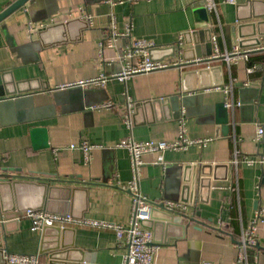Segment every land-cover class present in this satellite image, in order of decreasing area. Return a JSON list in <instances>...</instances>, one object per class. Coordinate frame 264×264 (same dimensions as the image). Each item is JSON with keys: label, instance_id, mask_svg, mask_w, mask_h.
<instances>
[{"label": "crops", "instance_id": "obj_1", "mask_svg": "<svg viewBox=\"0 0 264 264\" xmlns=\"http://www.w3.org/2000/svg\"><path fill=\"white\" fill-rule=\"evenodd\" d=\"M12 1L0 0V10ZM199 1L47 0L31 6L26 2L7 14L0 21V84L10 92L0 100V181L44 183L42 203L51 211L125 224L130 195L117 182L128 180L131 172L127 152L114 143L127 135L141 141L174 140L177 117L166 97L177 94L185 135L210 139L145 152L137 186L149 199L179 201L183 174L197 178L201 169L211 186L196 188L192 203L182 201L183 213L191 219L169 225L150 220L148 228L158 243L151 264H233L241 227L264 206V164L239 162L237 192L227 188L233 146L240 156L264 150V143L254 138L255 126L264 127V50L248 51L245 60L209 57L234 45L240 50L261 45L264 1L214 0L217 15L208 13L207 26L198 33L193 8ZM112 20L116 31L127 26L128 33L100 52L97 42ZM251 27L258 40L254 45L250 37L239 36ZM213 33L215 44L210 42ZM132 38L172 45V54L160 49L151 56L177 65L117 79L111 74L121 69L118 56ZM99 73L107 75L101 85L74 83ZM223 85L230 86L234 103L226 135L212 115L213 103L226 101ZM126 99L133 101L128 111ZM104 100H111L112 107L90 108ZM83 139L95 144L87 162L75 145ZM2 188V205L7 206L12 192ZM29 225L21 215L3 220L0 209V264H14L2 258V249L36 252V264H119L122 258L124 247L111 229L65 226L51 250L49 239L56 232L48 228L41 233ZM254 234L261 246L248 249L249 260L264 264V220L256 223Z\"/></svg>", "mask_w": 264, "mask_h": 264}, {"label": "built area", "instance_id": "obj_2", "mask_svg": "<svg viewBox=\"0 0 264 264\" xmlns=\"http://www.w3.org/2000/svg\"><path fill=\"white\" fill-rule=\"evenodd\" d=\"M122 1V0H118ZM134 1V0H130ZM224 2H234L235 0H223ZM202 6L207 13L213 11L217 15L215 9L214 0H202ZM88 18V15H85ZM107 35L97 42V48L101 52L103 47L112 46L115 39L121 35L128 33V27H124V32H118L114 29V21L112 20L107 29ZM216 35L213 33L210 36V42L215 44ZM153 46L152 41L146 38H132L128 40L122 47V50L118 56L121 69L111 74L119 80L125 79L127 76L135 73H143L146 71L159 70L160 68H165L168 66H176L177 62L173 60L166 59H152L148 55V49ZM255 49L264 50V40L261 45L255 47H248L247 49L240 50L239 47L234 45L229 51L220 53L216 51L212 53V56L221 55L225 61L229 58L240 57L246 59L247 52ZM206 67H209L206 64ZM248 69V68H247ZM107 79V75L99 73L97 75L91 76V78L80 79L74 81L76 84L87 85L95 84L101 85ZM69 83V84H74ZM219 88V86H215ZM225 94L226 101L224 105L228 112L232 111L233 101L230 97L231 91L230 86L223 85L220 87ZM229 97V100H228ZM133 103L132 100L126 99L125 108H128ZM111 100H104L93 103L90 108L92 109H109L112 107ZM125 109V110H126ZM177 127H176V138L174 140H153L145 139L144 141L135 140L130 135L121 138L114 143V146L123 147L128 155L129 169L131 172L130 177L125 182H117V185L126 191L130 195V210L125 224L109 222L101 219H91L86 217H74L68 212H53L45 208H25V210L18 211L15 218L17 219L20 215L26 217L29 220V228L31 230L40 231L44 226L55 225L58 227L71 226L74 225H85L97 228H108L113 230L114 237L116 238L117 244L122 245L124 250L122 252V258L119 264H151L152 254L158 247V243L154 240L152 231L141 224V220L147 219L149 215L150 208L155 204H162V206L171 212L181 214L185 203L182 201H173L169 199H149L145 197L139 190L137 186L140 166L142 164L141 155L145 152H161L163 149H180L185 148L187 145L193 142H199L201 144L208 141L210 138H188L184 131V116H182V109L178 111L177 115ZM124 122L129 125V119L127 114H123ZM255 140L262 141L264 143V127L261 124L255 126ZM80 148L81 153H83V160L87 162L90 158L89 150L95 146V144H90L87 140L83 139L78 144H75ZM74 144H69V147H74ZM232 157L229 161L231 167V177L230 181L227 183V188L231 191L235 190L237 192V164L239 162L249 165L252 163L264 164V150L258 154L249 155H238L237 149L233 146ZM264 220V206H260L255 209L254 215L245 227H241L239 232V237L235 243V256L233 264H255L254 261L249 260L248 249L252 247L257 242L256 234H254L256 223L258 221ZM2 257L7 263L14 264H36L37 263V253L36 252H16V251H6L2 249Z\"/></svg>", "mask_w": 264, "mask_h": 264}, {"label": "water", "instance_id": "obj_3", "mask_svg": "<svg viewBox=\"0 0 264 264\" xmlns=\"http://www.w3.org/2000/svg\"><path fill=\"white\" fill-rule=\"evenodd\" d=\"M45 2L47 0H13L12 2H10L9 4H7L6 6H4L1 10H0V21L3 20V18L11 13L12 11L20 8L21 6H23L26 2H28V6L31 5H35L37 3H41ZM260 2H263L264 0H259ZM193 11L196 12L197 14V21L194 23V27L197 30L198 33H201V30L204 29L207 26L208 23V13L207 11H205L204 7L202 6V0L195 3L194 4V8ZM264 14V12H263ZM249 23L247 25L252 26V24H250V22H246ZM242 25V24H241ZM246 26V24L242 25L241 27ZM254 28L251 27V30L249 32L246 31L240 33L239 36H241L240 38H245L250 37L252 39V45L257 44L258 40L254 37ZM254 39V40H253ZM199 42L203 43L205 46H209V42L207 41L205 43V41L203 39H199ZM166 50L169 51L172 54V51L174 50V47L172 45L169 46H153L150 47L148 49V55L150 58H152L151 56V52L153 50ZM194 49H195V54L199 55L198 53V46L196 44H194ZM153 59V58H152ZM10 92H3L2 86L0 84V100H5V97H3L4 95H7ZM4 94V95H3ZM180 100L182 101L183 98H181V96L179 97ZM166 99L169 101L170 103V111L172 112V116L178 117V99H177V94L174 95H170L168 97H166ZM164 101V100H162ZM212 115H213V123L217 124L219 132L222 135H226L228 132V110L224 105V101L223 100H219V101H215L213 103L212 106ZM38 131V129H34V132L36 133ZM204 167V166H203ZM210 174V173H209ZM183 183H182V195L179 197V201H184V202H189L192 203L193 200V196H194V192L195 189L197 188V192H199V190H201L202 188H207L210 187V179L209 177H207L206 175H204L203 170L201 169V171L199 170L198 176L196 178V174H191L188 175L187 173L183 174ZM213 180V177H212ZM27 185H31V187L33 188V190H31L30 188H25ZM1 186L3 187L2 189H4L5 187L7 188V190H9V192H12V202L11 204L7 205V206H3L2 205V193L0 194V209L1 212H3V220L4 219H8V217H12L15 218L16 213L18 211H22L25 210V208H45L49 211H51L47 206H44V204L42 203L44 195H45V189H44V183H24L22 184L21 182H17V181H0V191L1 190ZM201 188V189H200ZM29 193V194H28ZM187 193V195H186ZM64 213V212H62ZM195 214H198L197 212ZM181 218H186V219H191V217L187 216L186 214H184L183 212L181 214H177L174 212H171L169 210H166L162 204H155L153 205L150 210H149V215L147 217V219L141 220V224L144 227H149V222L150 220L154 219V221H159L160 223H164L166 225L169 224H181ZM53 229L56 233L51 234L52 238H50V242L51 245L49 246V248L51 250H55L57 248V238L59 237V233L60 231H62V229L65 228V226L63 227H58L55 225H51V226H44L41 230V233L45 232L47 229ZM45 230V231H44ZM153 235V233H152ZM257 247H260L261 245L258 244V242H256L254 244ZM3 258V257H2ZM4 259V258H3ZM5 260V259H4Z\"/></svg>", "mask_w": 264, "mask_h": 264}]
</instances>
